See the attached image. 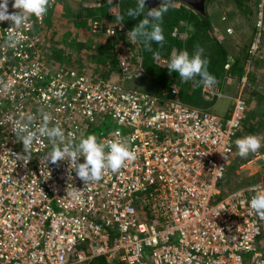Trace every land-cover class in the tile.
I'll return each instance as SVG.
<instances>
[{
	"label": "built area",
	"instance_id": "built-area-1",
	"mask_svg": "<svg viewBox=\"0 0 264 264\" xmlns=\"http://www.w3.org/2000/svg\"><path fill=\"white\" fill-rule=\"evenodd\" d=\"M118 1L113 0V14ZM13 3L8 0L9 14L19 11ZM255 12L241 88L224 119L209 107L183 103L174 84L170 95L161 97L52 66L40 51L34 56L46 14L21 28L0 22V264H90L99 256L107 264H264L258 240L264 219L249 203L264 189V180L232 190L222 185L247 109L242 87L252 61L259 59L264 0H257ZM89 26L91 33L109 38L123 35L130 45L113 46L120 72L127 79L144 74L129 29L120 22L102 26L96 18ZM13 32L22 38L8 47ZM171 35L185 39L188 32L175 26ZM201 94L212 104L225 96L217 77L211 87L201 85ZM44 114L48 127L63 129L65 142L79 143L88 134L102 140L127 137L137 158L86 184L69 161L45 160L53 145L39 131ZM28 116L37 139L29 158L18 160L22 134H15L13 125L28 122ZM84 162L80 157L77 163Z\"/></svg>",
	"mask_w": 264,
	"mask_h": 264
},
{
	"label": "rangeland",
	"instance_id": "rangeland-1",
	"mask_svg": "<svg viewBox=\"0 0 264 264\" xmlns=\"http://www.w3.org/2000/svg\"><path fill=\"white\" fill-rule=\"evenodd\" d=\"M220 1L221 0H212L208 4L207 11L209 12V19L212 22L213 26L217 27L219 31H221L223 24L227 25L226 20L228 19L229 24H231L232 26V32H230V34L224 35L222 44L233 58L239 56L241 57L242 55H244L243 52L246 50V48H249V46L251 45L252 39L255 35V4H252L250 0H229L232 2L233 6L237 8L236 12H238V14L232 11L234 13L233 14L229 13L223 6L224 3H221L222 1ZM94 3H97L98 5L91 6V4ZM104 4L109 7L110 11L117 8L115 3L114 5L112 4L110 6L108 4V0H57L56 4L53 5V7L49 8L46 13L43 26L40 30L41 39L39 44L37 45V49L33 52V55L35 56L39 51L44 53L47 50L44 57L47 59L49 56L48 60H54L53 57L50 58V55L52 56L54 52L47 49L48 45L52 44L53 47H55L54 44H57V47L59 49L61 47L67 46L71 49V53H78L79 60L83 62L84 67L87 68V74L92 75L93 77L99 76L101 78L110 79L111 81L122 83L128 87L148 89L151 91V89H149V84L146 78L143 77L144 74L130 79H127L122 75L117 63L113 62V60H115V55L108 49L109 46H97V43L99 42L101 36H104V34L102 32H99L98 34L91 33L89 23L94 18L86 17L85 19L84 17L80 16V13L84 11L85 7H90L89 9H94L93 7H95L99 12L100 5ZM222 16V19L224 20L221 19ZM47 17H49V20L54 23V26H50L49 28V25L47 26L45 24L44 26L45 19ZM77 21L79 22L78 24H76ZM102 21L103 20H100L99 22L102 24ZM55 26H58L57 35L59 36L61 34L62 36L59 41H55L53 39L50 40L48 37L49 30L52 31ZM177 28L180 30L182 27ZM191 28V23L185 24L184 28L181 29V31L186 30L188 32V30ZM75 32L78 34L76 42V38H72L73 33ZM93 35H95V37ZM70 39L72 40L70 41ZM70 42L72 45H68ZM83 43H85V46L81 47L80 44ZM260 43L261 48L259 51V59H254L252 61L251 65L249 66V70H254L259 78L264 81V25ZM173 51L176 50H172L170 58ZM105 52L109 53L106 59L107 61H109L108 68H111L109 72H104L106 69L104 60ZM132 52H135L134 47L132 48ZM100 56L101 61H98L97 59ZM161 63L163 65H166L167 61L162 60ZM50 64L53 65L52 63ZM221 84L223 86V92H225V88L226 91H230V94H232L231 98L236 94L238 89L241 88V81L239 77H226L224 79H221ZM242 93L245 97V100L247 98V109L245 112V118L236 132L231 160L223 174V179L226 180V183L225 181H223L222 185L226 190H232L240 185L251 183L253 181L261 179L264 180V87L258 88L251 81L250 84H247V82H245L244 87H242ZM231 98L230 100L222 98L220 100L221 102L217 101L216 103L210 105L209 110L222 117V119L226 118L231 110ZM219 102L223 105L219 106ZM249 134L259 135L262 139V146L256 153H250L247 157H241L238 154V149L235 141ZM222 197L223 196H219L218 199ZM258 240L260 246L264 245V226ZM243 260L244 262H248L249 255H244Z\"/></svg>",
	"mask_w": 264,
	"mask_h": 264
},
{
	"label": "clouds",
	"instance_id": "clouds-1",
	"mask_svg": "<svg viewBox=\"0 0 264 264\" xmlns=\"http://www.w3.org/2000/svg\"><path fill=\"white\" fill-rule=\"evenodd\" d=\"M172 2L173 0H167V5ZM51 3L52 0H14L12 7L19 11L9 14L8 0H0V22L11 21L13 28H21L29 25L32 17L39 19L44 16ZM108 4L111 5L112 0H108ZM167 5L166 0H163L159 8L145 12V0H137L136 8L129 9L127 15L130 17L144 16V19L127 33L129 38L142 42L147 50H151L153 42L163 46L165 40L163 28L157 21H162L163 15L168 11ZM149 17L152 18L151 22ZM118 20L122 22L123 16H119ZM21 38L20 33L13 32L9 35L6 44L8 47H15ZM208 63V59L204 56V49L198 46L191 55L187 50L173 51L167 69L170 73H178L182 81H191L193 87L200 85L211 87L215 83V76L208 71ZM4 87L10 89L11 85L5 84ZM32 119L31 116H28L26 117L28 122L21 119L16 120L13 125L15 134H22L20 139L24 151L21 154H16L18 160L29 158L32 145L37 139V133L29 128V122ZM49 122V115L44 114L43 124L39 131L42 135H46L53 145L45 160H50L53 164L58 161H69L72 169L86 184L90 181H99L106 170L116 172L126 163L137 158V152L127 137L102 140L96 134H88L86 137H82L79 143L65 142L63 129L59 126L48 127ZM235 143L238 154L241 157H247L250 153H256L261 148L262 139L259 135L249 134L237 139ZM80 157L84 158V163H77ZM73 196L78 198L76 193H73ZM249 203L251 209L261 219H264V189L257 191Z\"/></svg>",
	"mask_w": 264,
	"mask_h": 264
},
{
	"label": "trees",
	"instance_id": "trees-1",
	"mask_svg": "<svg viewBox=\"0 0 264 264\" xmlns=\"http://www.w3.org/2000/svg\"><path fill=\"white\" fill-rule=\"evenodd\" d=\"M212 0L205 1L204 12H201L191 5L187 3L179 2V3H171L168 6V11L163 15L162 21H157L160 23L163 28V34L165 40L163 42V46L153 42L151 44V50H147L144 47L142 42L137 41L139 45L140 55L142 57V67L144 70V76L149 84V89H141L148 92H153L161 97H167L170 95V86L172 84L178 87V96L179 99L186 104L206 108L212 105L211 102H208L203 99L201 94V85L198 87H193V83L191 81L184 82L179 77L178 73L172 72L170 73L167 69V64L170 61V54L172 50L180 51L187 50L191 55L194 50L199 46L204 49V56L208 59V71L217 77L219 81L224 78L229 77H239L245 73L244 64L246 63V57L248 55V49L243 52L244 55L241 57L233 58L225 49L222 44V41L218 39L215 35L214 30L215 26H213L212 22L209 19V12L207 11V6ZM252 4L255 3V0H250ZM161 2L155 8H159ZM114 5V2H112ZM111 4V5H112ZM110 5V6H111ZM137 6V0H119L118 1V14H113L112 10L110 11L109 7L104 4L100 5L99 12L95 7L94 9H89L90 7H85L84 11L80 13L81 17L86 19L93 17L102 21V26L106 24H115L117 22L122 23L129 31L135 27L141 20L144 19V16L138 17H130L127 15L129 9H135ZM239 6V5H238ZM240 7V6H239ZM146 6L145 12L149 11ZM248 9V8H246ZM123 16V21H119L118 17ZM152 18L149 17V21L151 22ZM81 21V20H79ZM256 21V20H255ZM79 22L77 21L76 24ZM192 25V28L188 30V36L185 39H178L171 35V31L173 27H182L184 28L185 24ZM45 24L48 26H54L53 22L49 20V17L45 19ZM255 24V23H254ZM215 27V28H214ZM89 29V26H88ZM58 26H55L53 30H49L48 37L49 39H53L55 41H59L62 38L61 34L57 35ZM256 27L254 26V32ZM77 32V31H76ZM73 33L72 38H76L77 41L78 34ZM88 33V32H87ZM69 36V33H68ZM95 37V35H93ZM72 39H70L71 41ZM74 42V43H75ZM114 44H119L120 46H128L130 43L125 39L123 35H118L116 39L109 38L107 36H101L99 42L97 43L98 47H105L108 45V49L112 51ZM68 45H72L71 42ZM81 47L85 46V43L80 44ZM48 45V50H52L54 54L50 58L53 57L54 60L46 59L44 57L47 50L42 53V59L46 62L52 63V66H63L65 68H71L79 73L87 74V68L84 67L83 62L79 60L78 53H71V49L67 46L61 47L60 49L57 47V44ZM108 52L104 53L105 60V71L109 72L111 68H108L107 56ZM114 54V52H113ZM45 58V59H44ZM101 61V56L97 59ZM162 60L167 61L166 65L161 63ZM115 63L116 61L113 60ZM228 64V68H225V65ZM96 70V69H93ZM89 75V74H87ZM92 76V75H90ZM99 77V76H98ZM95 77V78H98ZM197 79H199L197 77ZM250 81L255 84L258 88L264 87V81H262L259 76L254 72V70H249L247 73V84H250ZM247 100V98H246ZM250 106V105H248ZM225 183L226 180L224 179ZM228 181V180H227ZM90 264H105L103 258H94L91 260ZM117 264H125L123 262H119Z\"/></svg>",
	"mask_w": 264,
	"mask_h": 264
},
{
	"label": "crops",
	"instance_id": "crops-1",
	"mask_svg": "<svg viewBox=\"0 0 264 264\" xmlns=\"http://www.w3.org/2000/svg\"><path fill=\"white\" fill-rule=\"evenodd\" d=\"M221 1H222V2H221ZM221 1H220V2H221V3H224L223 6L227 9V11H228L229 13H233L232 11H234L235 13L238 14V12H236V11H237V8L233 6V4H232L231 1H229V0H221ZM227 7H228L229 9H228ZM238 10H239V9H238ZM233 14H234V13H233ZM233 14H232V15H233ZM222 18H223V16L221 17V19H222ZM222 20H224V19H222ZM226 21H227V25H224V24H223V27H222L221 31H219L217 27H216V28L214 27V28H215L214 33H215V35L218 37V39H219L220 41H222V40L224 39V35H226V34H230V33H227V32H226V29H227L228 27L231 29V32H232V26H231V24H229L228 19H227ZM221 35H223V36H221ZM224 95H225V96H224L225 99L230 100L232 94H230V91H229V92L226 91V88H225ZM219 101H220V100H219ZM220 102H221V101H220ZM220 102H219V103H220ZM222 105H223L222 103L219 104V106H222ZM229 110H230V109H229ZM227 113H228V112H227ZM97 258H103L104 261H105V264H107V260H106L104 257L99 256V257H97ZM119 262H122V261H118V260L114 261L115 264H117V263H119ZM123 263H125V262H123ZM125 264H126V263H125Z\"/></svg>",
	"mask_w": 264,
	"mask_h": 264
},
{
	"label": "water",
	"instance_id": "water-1",
	"mask_svg": "<svg viewBox=\"0 0 264 264\" xmlns=\"http://www.w3.org/2000/svg\"><path fill=\"white\" fill-rule=\"evenodd\" d=\"M205 1L206 0H173L172 3H177V2L187 3L188 5H191L193 8L201 12H204ZM161 2H163V0H145V5L148 7L147 8L148 10H151L154 9L156 6H158Z\"/></svg>",
	"mask_w": 264,
	"mask_h": 264
}]
</instances>
